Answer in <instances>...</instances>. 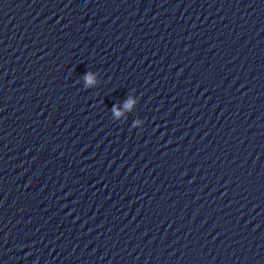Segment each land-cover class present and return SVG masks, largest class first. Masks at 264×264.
<instances>
[{
    "label": "clouds",
    "instance_id": "9594fccd",
    "mask_svg": "<svg viewBox=\"0 0 264 264\" xmlns=\"http://www.w3.org/2000/svg\"><path fill=\"white\" fill-rule=\"evenodd\" d=\"M86 79L88 80L89 83L92 82V77L90 75L87 76ZM116 115L119 116V112H117Z\"/></svg>",
    "mask_w": 264,
    "mask_h": 264
}]
</instances>
